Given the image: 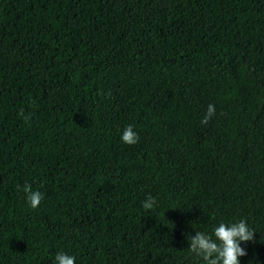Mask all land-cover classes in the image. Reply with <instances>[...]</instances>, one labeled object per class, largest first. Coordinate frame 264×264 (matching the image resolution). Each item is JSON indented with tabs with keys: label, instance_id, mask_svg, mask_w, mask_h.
<instances>
[{
	"label": "trees",
	"instance_id": "16d2710c",
	"mask_svg": "<svg viewBox=\"0 0 264 264\" xmlns=\"http://www.w3.org/2000/svg\"><path fill=\"white\" fill-rule=\"evenodd\" d=\"M241 219L264 264V0H0V264H206Z\"/></svg>",
	"mask_w": 264,
	"mask_h": 264
},
{
	"label": "clouds",
	"instance_id": "9594fccd",
	"mask_svg": "<svg viewBox=\"0 0 264 264\" xmlns=\"http://www.w3.org/2000/svg\"><path fill=\"white\" fill-rule=\"evenodd\" d=\"M213 115H215V106L209 104L201 123L207 125ZM121 139L128 145H134L139 141V135L134 131L132 125H128L124 129ZM23 191L27 194L31 208H38L43 194L33 191L31 185L28 184L24 186ZM155 203V198L149 196L142 206L150 210ZM254 233L243 219L230 224L220 222L214 228L215 239L211 235L196 231L195 236H191L188 249L197 257H201L206 264H240V257L247 255L246 250L240 244L242 241H252ZM55 262L56 264H75V257L61 252L56 255Z\"/></svg>",
	"mask_w": 264,
	"mask_h": 264
}]
</instances>
